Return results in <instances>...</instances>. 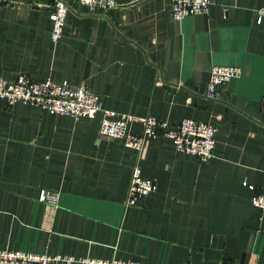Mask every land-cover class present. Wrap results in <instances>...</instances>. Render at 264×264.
Returning a JSON list of instances; mask_svg holds the SVG:
<instances>
[{
    "label": "crops",
    "instance_id": "1",
    "mask_svg": "<svg viewBox=\"0 0 264 264\" xmlns=\"http://www.w3.org/2000/svg\"><path fill=\"white\" fill-rule=\"evenodd\" d=\"M117 1L107 12L70 1L53 43L52 0H0V77L66 80L91 88L104 109L213 123V155L199 160L165 136L137 151L99 138L101 112L75 120L0 99V248L264 264V212L251 202L264 183V21L255 14L264 0H210L207 13L179 20L169 0ZM213 65L241 73L208 98ZM133 165L157 188L125 207ZM41 190L59 192L57 204L39 201Z\"/></svg>",
    "mask_w": 264,
    "mask_h": 264
},
{
    "label": "built area",
    "instance_id": "2",
    "mask_svg": "<svg viewBox=\"0 0 264 264\" xmlns=\"http://www.w3.org/2000/svg\"><path fill=\"white\" fill-rule=\"evenodd\" d=\"M85 5L89 10L107 12L119 5L117 0H52L46 7L51 9L50 39L57 42L62 36L65 16L70 6L69 2ZM170 17L179 20L193 14L208 12L210 0H169ZM256 22L264 21V6L255 10ZM241 69L237 65H213L210 69V79L206 95L215 98L217 90L231 78L239 76ZM0 99L8 105L15 102L36 106L53 114H61L78 120L83 117L92 118L98 112L102 113L98 136L105 139H118L127 147L142 150L150 138L165 136L170 138L175 148L199 160H207L213 155L216 144L215 124L194 118H182L175 124L159 120L153 116H137L104 109L100 96L85 85L73 86L66 80L56 82L51 78L33 79L26 74H18L13 80L0 77ZM138 123L140 133L131 130V125ZM243 184L254 190V186ZM156 183L142 175L138 165H133L128 185L125 207L135 206L141 197L156 191ZM59 192L41 190L38 200L50 205H56ZM252 205L264 212V183L252 197ZM141 264L117 259L94 257H74L71 255L35 253L10 248H0V264ZM240 264V263H232Z\"/></svg>",
    "mask_w": 264,
    "mask_h": 264
}]
</instances>
